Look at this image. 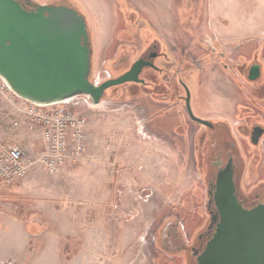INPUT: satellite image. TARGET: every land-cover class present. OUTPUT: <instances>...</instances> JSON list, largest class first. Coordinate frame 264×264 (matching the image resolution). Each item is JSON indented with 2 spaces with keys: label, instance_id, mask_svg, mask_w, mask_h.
I'll return each instance as SVG.
<instances>
[{
  "label": "rangeland",
  "instance_id": "obj_1",
  "mask_svg": "<svg viewBox=\"0 0 264 264\" xmlns=\"http://www.w3.org/2000/svg\"><path fill=\"white\" fill-rule=\"evenodd\" d=\"M66 1L87 17L93 82L130 69L157 39L164 56L156 67L170 72L157 76L155 93L168 98L151 109L155 96L129 83L109 89L98 107L75 100L88 120L82 158L54 176L33 166L21 182L0 186V264H180L161 238L177 225L191 240L208 219V130L175 97L186 96L178 80L196 116L228 123L244 156L242 186L252 190L264 180V139L251 144L246 132L264 123V0ZM253 64L262 68L256 83L247 79ZM30 136L14 140L33 158L43 146L40 132Z\"/></svg>",
  "mask_w": 264,
  "mask_h": 264
},
{
  "label": "water",
  "instance_id": "obj_2",
  "mask_svg": "<svg viewBox=\"0 0 264 264\" xmlns=\"http://www.w3.org/2000/svg\"><path fill=\"white\" fill-rule=\"evenodd\" d=\"M29 5L33 4L29 1ZM89 28L87 17L68 6L36 4L32 10L18 0H0V78L16 97L36 106L85 98L98 107L109 89L144 84L140 75L152 64L143 59L119 78L101 84L92 81ZM250 73L249 80H257L260 66ZM184 87L190 118L209 125L194 115L191 91ZM235 192L231 160L218 176L216 232L199 256V264H264V205L245 209Z\"/></svg>",
  "mask_w": 264,
  "mask_h": 264
},
{
  "label": "flooded vegetation",
  "instance_id": "obj_3",
  "mask_svg": "<svg viewBox=\"0 0 264 264\" xmlns=\"http://www.w3.org/2000/svg\"><path fill=\"white\" fill-rule=\"evenodd\" d=\"M18 1H20L22 4L28 5V8L32 10L34 9V6L38 4L37 2H35V0H18ZM29 1L34 6L29 5ZM38 5L68 6L76 9L72 3L66 0H56L51 3H44ZM131 28L133 29V27ZM133 31L134 30H132V32ZM148 36L149 35H147V37ZM151 36L152 34L150 35V37ZM163 56H164V52L160 51V47L156 39L152 41L151 44L149 43L148 49L138 59V60L143 59L152 64V66L146 67L143 70L142 74L140 75V78L144 80L145 83L137 84L146 87V89L150 91L149 94L152 95V97L155 96L154 100H152L149 104V108L151 109H154L157 106L158 107L162 106V108H164L163 102H165V100L168 98V95H166L164 98L161 96L162 97L161 100L160 95L158 93H155V91L159 86L157 83V76L163 75L164 77H166L164 73L170 72L169 67L165 68V70L163 68L159 69L156 67V59ZM254 66H260L261 68V65L259 64H253L252 66H250V68L247 71L248 80L251 74L250 73L251 69ZM146 69H150L154 71L155 74L148 76V78L146 79L143 78L142 75ZM127 71L123 72L116 78H119ZM262 78L263 77H262V68H261L260 77L255 81H251V80L249 81L256 83V81L258 80L260 81ZM110 79H115V78H110ZM178 83L185 91V94H187L184 87V85L186 84L182 81V79H179ZM186 96L175 95V97L180 98V101H183L185 105H186V101H185ZM192 101L193 99L191 94V103ZM186 111H187V107H186ZM203 120L208 121L209 125H203L197 122L196 123L208 130L207 132L208 139L206 141V145L204 148V168H203V171L207 175L206 187L208 193V203L206 210H207L208 219L206 221L201 222L200 225L198 224V226H196L195 232L192 234V236H190L191 240L188 238V236L184 231L179 230L177 225H173L170 228H168L166 231H164L160 243L161 249L162 251H164V253L174 254L177 256L179 255V259L181 260L180 264H199L198 262L199 256L205 251L209 241L213 238L216 232L217 223L216 222L214 223V220H215V216L219 214L215 205V196H214L216 191V184L219 174L227 168L231 160H232V168H233V180L236 189L235 195L239 203L245 209L248 210H251L259 205H264V180H260L259 183L256 186H254L252 190L246 191L242 186V179L245 174L244 156L240 154L239 147L233 142L232 139L233 133L228 123L222 121L212 122L206 119ZM246 132L248 137L247 141L251 144H254V142L257 141L259 145L260 142L264 139V123H256V124L254 123L246 129ZM205 137L206 136H204V139ZM186 150L188 151V149ZM193 156H195L194 153ZM190 197H193V195Z\"/></svg>",
  "mask_w": 264,
  "mask_h": 264
},
{
  "label": "built area",
  "instance_id": "obj_4",
  "mask_svg": "<svg viewBox=\"0 0 264 264\" xmlns=\"http://www.w3.org/2000/svg\"><path fill=\"white\" fill-rule=\"evenodd\" d=\"M75 100L88 104L85 98ZM75 100L36 106L16 97L0 78V186L21 182L33 166L54 176L67 163L82 158L88 120ZM23 125L42 137L43 149L33 158L22 143L8 135V130L14 133Z\"/></svg>",
  "mask_w": 264,
  "mask_h": 264
},
{
  "label": "crops",
  "instance_id": "obj_5",
  "mask_svg": "<svg viewBox=\"0 0 264 264\" xmlns=\"http://www.w3.org/2000/svg\"><path fill=\"white\" fill-rule=\"evenodd\" d=\"M121 28H120L121 31H124V30H127V29L129 30V27L127 26V24H125L124 26H121ZM108 31H110V29ZM116 32H117V30H116ZM124 32L127 33V31H124ZM110 33H111V31H110ZM112 36H113L114 39H116L114 42H117V35L113 33ZM126 37H128V35H126L124 38H126ZM123 42L124 41L121 40L119 43H123ZM111 43H113V41H111ZM30 133L31 132L27 129V127L25 125H23L18 131L14 132V133L11 132L10 130H8V135L11 136V138H13V139H18L19 141L25 140L26 138H30L31 137ZM87 133H88V128H87ZM87 138H88V134H87ZM41 146H43L42 137H41ZM186 153H188V152H186ZM185 155H187V154H185Z\"/></svg>",
  "mask_w": 264,
  "mask_h": 264
},
{
  "label": "trees",
  "instance_id": "obj_6",
  "mask_svg": "<svg viewBox=\"0 0 264 264\" xmlns=\"http://www.w3.org/2000/svg\"><path fill=\"white\" fill-rule=\"evenodd\" d=\"M77 10V9H76ZM82 14V13H81ZM89 31H90V28H89ZM90 37H91V32H90ZM90 41H91V47H92V38L90 39Z\"/></svg>",
  "mask_w": 264,
  "mask_h": 264
}]
</instances>
